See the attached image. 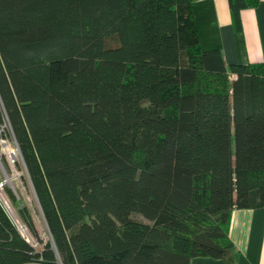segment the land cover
<instances>
[{"label": "trees", "instance_id": "obj_1", "mask_svg": "<svg viewBox=\"0 0 264 264\" xmlns=\"http://www.w3.org/2000/svg\"><path fill=\"white\" fill-rule=\"evenodd\" d=\"M0 124L49 235L0 200V264L229 260L264 205V61L201 49L191 0H0Z\"/></svg>", "mask_w": 264, "mask_h": 264}, {"label": "crops", "instance_id": "obj_2", "mask_svg": "<svg viewBox=\"0 0 264 264\" xmlns=\"http://www.w3.org/2000/svg\"><path fill=\"white\" fill-rule=\"evenodd\" d=\"M191 8L201 49H218L226 64L264 61V0L239 8L236 20L229 0H191ZM228 236L229 260L196 256L189 264H264V205L232 208Z\"/></svg>", "mask_w": 264, "mask_h": 264}, {"label": "rangeland", "instance_id": "obj_3", "mask_svg": "<svg viewBox=\"0 0 264 264\" xmlns=\"http://www.w3.org/2000/svg\"><path fill=\"white\" fill-rule=\"evenodd\" d=\"M6 133L7 135H10L7 131ZM7 139L9 141V146L15 149V147L11 143V140L13 141V139L11 137L10 138L7 137ZM1 149L4 151V147H1ZM1 149H0V152H1ZM17 158L18 159L16 160L15 164L12 166V169L11 170L8 168L6 169V172H8V176L9 174H11L12 176H14L13 175L14 173L17 174V177H13L8 180L9 181L8 185L11 186V187L10 186L8 187H10L14 191L16 199L14 201H11L10 198L6 196L7 194L5 191L4 193L2 191V194L0 193V197L4 201L3 203L5 205V208L7 212L9 213L10 217L12 218V220L14 221V223L16 224L18 230L36 248L40 245V243L26 229V227L24 226L23 222L21 221L19 217L18 210L16 207H18L19 204H23V203L29 207L30 211L32 212L33 218H34L36 229L41 239H46L49 236L48 230L44 222L39 204L33 192L31 183L27 177L24 164L22 162V159L19 157L18 152H17ZM2 159H3V155H2Z\"/></svg>", "mask_w": 264, "mask_h": 264}, {"label": "built area", "instance_id": "obj_4", "mask_svg": "<svg viewBox=\"0 0 264 264\" xmlns=\"http://www.w3.org/2000/svg\"><path fill=\"white\" fill-rule=\"evenodd\" d=\"M5 126L6 125L4 124H0V149L1 147H4V151L1 149L0 152V193L1 194L2 191L4 193L5 186H10L8 185L9 183L8 180L10 178L17 177V174L15 173L13 174L14 176H12L11 174H9L8 176V172H6V169L7 168L10 170L12 169V166L15 164L16 160L18 159L17 152L19 154V157L21 158L17 144L11 135H7L6 131L8 132V130L6 129ZM7 137L9 138L11 137L13 139V141L11 140V143L13 144L15 149L9 146V141ZM2 155H3V159H2ZM0 200L2 203L4 202L1 197Z\"/></svg>", "mask_w": 264, "mask_h": 264}, {"label": "water", "instance_id": "obj_5", "mask_svg": "<svg viewBox=\"0 0 264 264\" xmlns=\"http://www.w3.org/2000/svg\"><path fill=\"white\" fill-rule=\"evenodd\" d=\"M20 232V231H19ZM20 234L28 241V239L20 232Z\"/></svg>", "mask_w": 264, "mask_h": 264}]
</instances>
